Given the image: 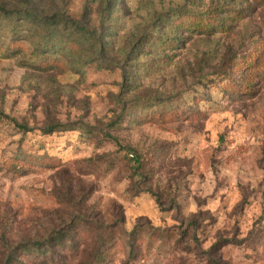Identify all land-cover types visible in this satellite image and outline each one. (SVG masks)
Instances as JSON below:
<instances>
[{
	"label": "rangeland",
	"instance_id": "obj_1",
	"mask_svg": "<svg viewBox=\"0 0 264 264\" xmlns=\"http://www.w3.org/2000/svg\"><path fill=\"white\" fill-rule=\"evenodd\" d=\"M227 8L246 17L212 36L186 16ZM32 9L83 23L89 40L36 56L33 26L0 21V264L17 247L15 264H93L89 234L50 241L89 230L79 213L97 220V264H264V0Z\"/></svg>",
	"mask_w": 264,
	"mask_h": 264
},
{
	"label": "trees",
	"instance_id": "obj_2",
	"mask_svg": "<svg viewBox=\"0 0 264 264\" xmlns=\"http://www.w3.org/2000/svg\"><path fill=\"white\" fill-rule=\"evenodd\" d=\"M21 6H23L25 9L23 11H8L3 7H0V21H5L8 23H28L31 26L34 27L35 32L34 35H31V38L36 40L35 43V51L33 52L36 56H46L48 58L49 52L52 50H55L58 48V46H61L62 44H65V37H72V42L75 43L77 46H83L85 43L89 40L88 34H87V28L82 27L81 25L83 23L74 22L70 18L66 19H60L56 14L54 15H43L42 13L39 14L36 9H32L33 6H35V0H21L20 1ZM229 15L228 18L223 17L222 19H219L217 15L213 16V14H210L209 16H201L199 14H195L192 11H187L186 16L191 18L193 21L192 27L194 28L193 31L199 32V35L204 36H212L215 35L218 32L227 33L230 31V24H231V18L240 21V19H244L246 15L240 11H236V9H230L227 8L226 11ZM15 20H17L15 22ZM234 22V21H233ZM73 30L71 29V27ZM70 27V28H69ZM28 39L25 37H20L19 42H27ZM96 43V47L98 45L100 46V42L94 40ZM15 44V43H14ZM93 45V46H95ZM101 47V46H100ZM92 62V61H91ZM16 127L19 129H22L25 132H30L27 127H21L20 125H17ZM42 132L45 135L56 133V132H66V129L63 128L62 125L57 124L53 125L49 128H44ZM55 160H57L55 158ZM137 162V161H136ZM139 165V162H138ZM137 187V186H135ZM138 188V187H137ZM136 190V189H135ZM149 192L137 189L135 192L136 194ZM173 205H170L171 209L176 207V203L173 202ZM76 218L73 219V226L79 222L87 224L90 228L89 230L86 229L84 231L78 232L76 231L72 235H63L62 237L56 236L55 238H51L50 241H53L52 243H60V244H67L69 242L72 246L74 244H79L78 242H81L82 239L80 237V234L87 233L89 234L87 241L95 246L93 250L89 253V256L93 259L94 263L98 262L103 258V245L104 240L102 236L98 233V223L97 220L92 219L91 216L88 217L87 215H81L80 213L75 216ZM74 226V227H75ZM86 226V225H85ZM102 229V226H100ZM81 239V241H80ZM99 243V246L97 245ZM40 245V243H38ZM1 246V244H0ZM22 248H9L6 249V260L5 264H12L17 263V258L13 257L14 253L17 251H20ZM30 250L29 247L25 250ZM46 250V248H45ZM44 250V251H45ZM85 252H83L81 255L83 256ZM48 250L44 252V257H47ZM79 255V254H78ZM76 255V256H78ZM51 256V255H50ZM55 259L52 255V257H48L43 259L42 262L38 264H54Z\"/></svg>",
	"mask_w": 264,
	"mask_h": 264
}]
</instances>
